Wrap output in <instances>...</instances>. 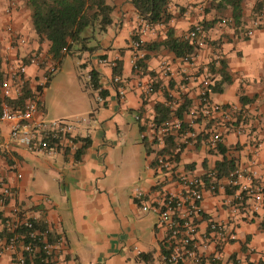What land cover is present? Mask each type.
<instances>
[{"label":"crops","instance_id":"1","mask_svg":"<svg viewBox=\"0 0 264 264\" xmlns=\"http://www.w3.org/2000/svg\"><path fill=\"white\" fill-rule=\"evenodd\" d=\"M14 2V7L5 12L6 2L0 0V55L1 58L6 55L7 59H21L26 64L25 80L32 88L41 73L33 55L44 60H50L51 56L46 53L47 42L36 39L26 0ZM114 3L112 23L99 35V46L90 52L76 54L86 75L91 68L97 72L98 83L106 91L104 101L96 102L94 106L85 104L83 111L63 109L53 102L57 88L50 89V86L61 59L56 60V70L42 87L37 101L41 116L47 117L48 111L52 110L51 117L74 121L75 149L66 148L54 155L30 151L12 141L8 136V125L0 123V175L11 189L5 202L0 203V212L10 213L16 206L38 224L47 226L50 236H62L63 252L54 264H153L162 233L156 226V214L135 201L131 189L138 185L145 191L146 199L153 200L161 184L173 186L175 183L169 182L167 173L157 169L154 157L160 146L146 135L140 137V131L145 130L133 115L138 107L141 115L152 114L154 103L165 101L162 88L176 100L175 105L182 96L195 104L198 80L193 77L198 73L197 67L202 63L208 65L210 61H214L213 65L217 67V54L225 61L231 78L222 84V90H208V96L211 102L236 109L232 117L242 122L241 132L234 133L230 122L220 119L219 112H215L206 123L197 119L192 128L198 137L206 135L207 129L213 126L222 133V142L205 148L199 142L179 143L174 134L172 166L177 170L200 172L212 168L224 154L233 157L235 165L245 170L255 168L259 178L264 180V19L259 22L257 15L255 21L259 23L249 24L252 32L245 35L242 30L235 31L233 24L227 22L224 11L220 14L207 10L202 0H170L168 8L174 15L168 24L173 27L174 34L182 35L192 24L204 20V43L192 62L179 60V56L161 46L154 50L144 48L146 69L154 73L158 86L143 95L141 83L150 75L137 74L131 69L129 47L130 35L138 32L141 18L129 0H115ZM242 8L243 20L247 24L249 17L246 15L251 7H245L243 0ZM8 24L26 38L24 44L13 42L8 46L5 31ZM137 36L142 42L162 39L164 24H149V28ZM99 56L120 60L121 77L125 83L123 98H118L109 85L107 79L111 69L96 62ZM160 58L170 64V74H164L158 67ZM219 77L218 71L213 70L211 83ZM85 87L94 99L92 89ZM239 94L249 100L241 103ZM128 115L132 118L137 138L148 141L144 152L122 145ZM180 119L186 121L188 114L184 113ZM83 142L86 144L81 146ZM152 143L155 144L154 150ZM253 151H256V157H253ZM218 181H225L224 174L218 176ZM229 190L225 185L224 189L206 191L201 201L205 217L226 220L233 225L236 238L223 245V255L236 256L242 264H256L258 259L264 261V231L257 227L264 202L261 209L250 213L245 199L243 214L234 218L225 202ZM0 264L14 262L8 253H4L0 255Z\"/></svg>","mask_w":264,"mask_h":264},{"label":"built area","instance_id":"2","mask_svg":"<svg viewBox=\"0 0 264 264\" xmlns=\"http://www.w3.org/2000/svg\"><path fill=\"white\" fill-rule=\"evenodd\" d=\"M4 11L9 12L15 5L14 0H5ZM255 20L253 21L254 24ZM149 24L141 20L139 32H144ZM8 34V46L16 42L24 44L26 38L15 32L10 25L5 26ZM252 28L248 27L246 34L250 35ZM194 45V50L179 56L183 62L194 61L199 48L203 46L204 35L199 21L192 24L181 35ZM141 38L130 41V63L133 67L136 60L141 58L145 51L141 47ZM64 51V47L62 48ZM35 63L41 68V73L33 87L21 102L14 99L21 89L25 80L26 64L21 59H7L6 55L1 58L2 78L0 80V123L8 125L9 138L33 152H45L54 155L66 148L75 149V123L64 117H44L38 113L37 101L42 87L45 85L50 74L56 70V60H44L42 57L33 55ZM219 58L218 54L215 60ZM96 62L106 65L110 69L116 65V58L97 57ZM158 67L164 74L171 73L168 61L160 58ZM207 63L198 65V73L193 78L198 80L196 103L188 109V119L185 125L180 118L172 116L167 120L153 124L152 114L138 115L133 117L138 120L145 131H140V137L146 135L155 139L156 144L161 146L163 135L175 133L179 143H201L205 148L215 147L223 140L222 133L213 126L206 131V135L198 137L192 128L197 119L201 121L212 117L219 112L222 121L230 122L234 133H240L242 122L233 118V106L222 107L211 102L207 89L211 83V72ZM86 79L89 88L93 91L96 102H103L104 95L100 94L102 85H93L87 73ZM107 81L115 91L118 98L125 94V83L121 76L110 74ZM151 77H147L141 83L143 95L151 93ZM175 105L176 100L168 101ZM204 122V121H203ZM149 132V133H148ZM2 143L0 142V147ZM171 153H157L154 161L158 170L169 175V182L173 186L163 183L156 189V196L149 200L142 187L136 185L131 189V197L141 202L156 214V226L161 230L159 252L153 264H242L241 260L234 256L223 255V245L236 238L235 230L231 222L226 220H214L204 216L201 201L204 192H214L224 189L227 185L231 191L226 196V204L230 214L240 217L247 199V208L250 213L256 212L264 202V180L259 178L255 168L245 170L234 165L224 174V182H219L213 168L200 172L186 169H174L172 166ZM256 157V151H253ZM254 162V158L252 159ZM172 183V184H173ZM11 189L0 175V203L5 202ZM45 198V197H44ZM46 199V198H45ZM233 218V219H234ZM204 222V225H201ZM63 238L60 235L50 236L49 228L38 224L31 217L23 214L13 206L10 213L0 212V255L8 253L14 264H54L57 257L63 252ZM137 253L139 249L134 246Z\"/></svg>","mask_w":264,"mask_h":264},{"label":"trees","instance_id":"3","mask_svg":"<svg viewBox=\"0 0 264 264\" xmlns=\"http://www.w3.org/2000/svg\"><path fill=\"white\" fill-rule=\"evenodd\" d=\"M115 0H26L30 9V22L37 41H46V53L51 56L53 60H60L66 53H74L79 55L83 51H92L99 46V35L103 34L107 27L112 23V11L115 7ZM134 6L137 15L148 24L162 23L164 24V37L157 41L141 42V47L144 49H152L161 46L172 51L175 56H181L185 53H190L194 50V45L187 39H183L181 35H175L174 29L168 24L169 18L174 14L168 8L170 0H129ZM203 7L207 10H215L216 12H223L226 14L227 22L233 24L235 31L242 30L243 27V0H202ZM264 8V0H253L250 10L251 16L254 18ZM220 18V17H219ZM224 19V17H223ZM213 20V19H212ZM202 29L206 21H200ZM211 23V21H210ZM248 27L245 29L246 30ZM138 32L131 33L130 39H136L139 36ZM130 40V41H131ZM64 47V51L62 48ZM130 47V42H129ZM146 54L136 60V65L131 69L137 74L148 73L152 81L153 91L158 86V79L154 77V73L146 69ZM213 60V59H212ZM218 66L213 65L214 61L208 63L210 72L217 70L219 78L210 83L208 90L220 91L222 84L230 81V73L226 68V63L222 58H218ZM112 74L121 76V62L116 59V65L111 68ZM90 81L92 84L98 85V74L91 68L88 70ZM2 78L1 71V55H0V80ZM86 86L88 82L86 79ZM170 86V81H168ZM89 87V86H88ZM152 91V92H153ZM165 101H157L154 103V112L152 113L153 124H159L164 120L169 119L172 115L182 118L183 114L188 113V109L192 106L191 99L182 96L179 103L171 106L168 101L172 100L166 89L162 88ZM30 93V88L23 80L20 93L11 101L21 102L23 98ZM104 89L100 90L101 95H105ZM249 100L243 94H239V101L244 103ZM136 113L141 115L140 107ZM135 119V118H134ZM137 122L138 120L135 119ZM205 123L207 119L203 120ZM185 125V121H182ZM140 127V126H139ZM175 133L171 132L163 135V143L157 148L158 153H171L174 146L172 136ZM142 140V139H141ZM144 148L147 149L148 141L142 140ZM153 142H156L153 139ZM83 142L81 146H84ZM218 145V144H217ZM80 150V149H79ZM78 150V152H79ZM223 151V149L221 150ZM77 152V153H78ZM177 153H174L176 156ZM235 165L233 157H227L222 154L221 158L216 160L213 165V170L218 177L225 174L230 168ZM231 191V189L229 190ZM257 227L264 231V211L257 223ZM256 264H264V261L258 259Z\"/></svg>","mask_w":264,"mask_h":264},{"label":"rangeland","instance_id":"4","mask_svg":"<svg viewBox=\"0 0 264 264\" xmlns=\"http://www.w3.org/2000/svg\"><path fill=\"white\" fill-rule=\"evenodd\" d=\"M253 0H244L245 7H251ZM258 15V21L264 19V8ZM249 17L248 23H243L242 32L245 33L246 27H251V24L256 17H252L250 13L246 15ZM254 22L258 24L259 22ZM250 22V23H249ZM246 24V25H245ZM241 31V30H239ZM246 35V34H245ZM52 80V89L57 88L56 95H53V102L55 101L59 107L63 109L72 108L71 110L83 111L85 104L87 106L96 105V101L88 94V89L86 86V72L84 66L78 63L77 55L74 53H66L62 56L59 69L54 72ZM51 85V83H50ZM52 110L48 111L47 117L53 116ZM55 111V110H54ZM82 115H87L83 113ZM128 127L125 129V134H122V145L132 150H140L144 152V144L137 138V134L134 132V126L132 118L128 115ZM132 129V130H131ZM120 148V147H119ZM152 150L155 149V144L152 143Z\"/></svg>","mask_w":264,"mask_h":264}]
</instances>
